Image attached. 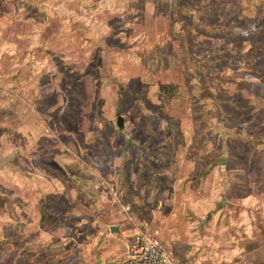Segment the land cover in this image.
Wrapping results in <instances>:
<instances>
[{
    "label": "rangeland",
    "instance_id": "obj_1",
    "mask_svg": "<svg viewBox=\"0 0 264 264\" xmlns=\"http://www.w3.org/2000/svg\"><path fill=\"white\" fill-rule=\"evenodd\" d=\"M118 213L264 264V0H0V264H89Z\"/></svg>",
    "mask_w": 264,
    "mask_h": 264
},
{
    "label": "crops",
    "instance_id": "obj_2",
    "mask_svg": "<svg viewBox=\"0 0 264 264\" xmlns=\"http://www.w3.org/2000/svg\"><path fill=\"white\" fill-rule=\"evenodd\" d=\"M123 215V214H122ZM120 213L95 221L93 238V261L89 264H121L127 257L128 244L137 232V228L124 218ZM117 226L119 231L112 230ZM136 231V232H135ZM95 236V237H94ZM236 264V263H230ZM246 264V263H239Z\"/></svg>",
    "mask_w": 264,
    "mask_h": 264
},
{
    "label": "built area",
    "instance_id": "obj_3",
    "mask_svg": "<svg viewBox=\"0 0 264 264\" xmlns=\"http://www.w3.org/2000/svg\"><path fill=\"white\" fill-rule=\"evenodd\" d=\"M129 206H122V211ZM121 264H176L171 249L158 236L139 230L128 244L127 257Z\"/></svg>",
    "mask_w": 264,
    "mask_h": 264
},
{
    "label": "trees",
    "instance_id": "obj_4",
    "mask_svg": "<svg viewBox=\"0 0 264 264\" xmlns=\"http://www.w3.org/2000/svg\"><path fill=\"white\" fill-rule=\"evenodd\" d=\"M181 43V47H182V49H183V47H184V49H185V51H186V44H183L184 42L183 41H181L180 42ZM183 49V50H184ZM174 61V60H173ZM206 75L209 77V78H212V79H215V80H217V81H220V82H222V83H235V82H237V79H235V77H233V76H231V75H227V74H224V73H222V72H216V73H213V72H210V71H207L206 72ZM42 211H43V214H45V219H46V217H47V215H48V213H49V210H48V204L46 203V202H44L43 203V208H42ZM55 218H58V219H60L59 218V216H55ZM133 239V238H132ZM132 241V240H131ZM130 241V242H131ZM45 248H50L49 246H45ZM172 251V250H171ZM172 254H173V252H172ZM173 257H174V254H173Z\"/></svg>",
    "mask_w": 264,
    "mask_h": 264
},
{
    "label": "water",
    "instance_id": "obj_5",
    "mask_svg": "<svg viewBox=\"0 0 264 264\" xmlns=\"http://www.w3.org/2000/svg\"><path fill=\"white\" fill-rule=\"evenodd\" d=\"M123 122H124L123 118L121 116L118 117V125L119 126L123 125ZM111 229L112 230L119 231V228L117 226H112ZM100 264H102V263H100Z\"/></svg>",
    "mask_w": 264,
    "mask_h": 264
}]
</instances>
